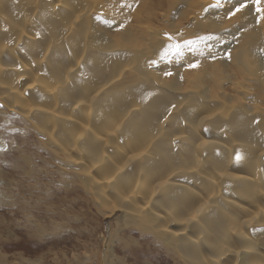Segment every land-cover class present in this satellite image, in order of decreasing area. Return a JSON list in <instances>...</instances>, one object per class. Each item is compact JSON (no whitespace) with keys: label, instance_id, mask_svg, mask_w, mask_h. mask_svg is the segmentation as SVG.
Segmentation results:
<instances>
[{"label":"rangeland","instance_id":"1","mask_svg":"<svg viewBox=\"0 0 264 264\" xmlns=\"http://www.w3.org/2000/svg\"><path fill=\"white\" fill-rule=\"evenodd\" d=\"M69 1L71 3L67 8L62 10V7H58V11L67 14L60 20L53 17L58 29L60 28L58 34L54 33L57 41L58 37H65L69 68L77 67L67 82L64 79L69 70L58 71L53 63L50 64L49 59L43 60L45 54L50 56L54 47L60 46L57 41L52 43L51 35H36L34 38L19 41L18 34L14 31L8 39L0 40V46L5 47L3 56L19 54L26 67L31 68L32 72L27 73L28 78L25 80L27 82L20 85L29 91L30 82L36 83L29 93L34 98V103L40 106L42 104L46 110L57 111L64 116L63 120H53L56 125L55 133L59 138L58 145L54 143L56 140L53 141L50 135L48 136L50 132L44 127L51 120L41 114L40 110H35L33 117L25 121L23 119L25 116L20 118L22 108L19 104L14 107L12 102H8V104L12 103L8 106L0 102V169L2 168L0 172L3 176V185L1 183L0 185L9 191L8 194L13 198L11 203L10 198L7 204H0L2 221L0 251L5 254V262L7 264H108V261L109 264H264V175L259 181L260 184L254 186L252 179H249L250 182L247 181L253 172L245 174L235 171L241 176L236 179L230 178L235 182L239 181L233 197L241 200L242 210L232 209L230 213L223 211L222 199L227 190L233 189V184L230 179L225 180L229 177L224 172L221 161L226 160V167L241 163L242 166H237L238 169L251 171L245 167L246 160L241 161L238 157L236 159L239 162H237L234 159L232 146L238 143L236 140H228L223 130V122L217 119L220 117H212L203 124V134L200 135L203 140L202 146H198V142L201 144L199 140L197 144L194 139L191 141L193 153L189 154L188 161L198 166V175H193L192 181L189 180L187 184H177L178 190L182 193L185 192L181 190L183 187L192 189L189 195L193 198L192 211L185 213L175 209L172 212L167 211L161 201V211H158L157 199L146 203L145 198L142 200L140 196L131 197L130 195L144 179L145 173L158 169L148 164L146 159L129 161L124 155L113 150L114 147H128L130 144L141 143L137 141L138 137L152 133L156 127L151 128L152 130L140 128L141 132L132 136L128 131V125L135 119V115H128L118 129L110 128L106 122L111 119L108 116L113 109L120 114L127 113L126 110H120L117 105L110 103L111 94L122 91L128 94L131 90L128 87L141 78L142 74L136 68L137 65L142 68V63L139 62L142 60V55L139 50L151 43V37L157 31L166 34L171 29L176 30L171 36L173 38L171 44L176 43L178 49H185L181 50L182 53L179 52L178 56L173 54L169 60L166 55V45L161 49L152 47L141 52H148L147 54L152 56L154 59L150 61L152 65L155 61L158 63L159 74H162L160 78L165 77L166 82L174 84V81H177L174 79L176 73L183 71L184 68L189 71V76L196 73L195 79L201 81L197 85H190L188 77L186 79L183 77L176 88H167V85L162 83L165 90L170 89L175 96H185V100L183 96L181 98L180 108L175 110V117L182 118L190 108L208 114L215 112L223 114L227 110L230 114L243 110L246 114L255 112L263 117L264 77L262 78L261 73L264 71L256 75V69L249 77L246 72L243 77L237 76L230 65L231 56L240 42L234 36L226 40L231 49L227 55L212 50L210 44L204 46L213 36L209 35L210 30L202 31V29L197 35L194 34V31H199L195 30L199 28L196 25L199 21L195 20L201 18H195L199 11L192 1L181 0L174 3L173 8L168 6L167 9L158 10V16L150 20L133 17V14L139 11L140 1ZM219 2L225 3V9L233 6L232 0H219ZM215 7L220 8L221 5ZM50 8L51 5L46 0H40L34 9H26L28 23L31 25L29 11L32 10V13L38 16L34 17L35 21H39L37 19L42 16L43 22L47 23L46 19L52 15V12L55 15L56 11V8ZM80 10H83L84 14L87 10L89 16L84 15L77 23L76 30L67 35L64 28L76 19L75 14ZM0 11L10 15L6 12V8H1ZM210 13L209 15H212ZM125 15L127 19L121 20ZM118 16L124 17L116 19ZM89 17L94 20L87 21ZM16 19L22 21V13L16 15ZM177 22L181 23L175 24ZM238 24L241 23L230 22L229 26L222 30L230 32ZM42 29L38 28L37 31ZM86 39L88 44L85 42ZM99 42L115 53L122 49L130 54V60L127 62L130 66L125 65L123 60V64L111 67L108 72L105 71L108 67H105L101 78L91 76L88 60L84 57L88 49L98 51ZM262 43L264 44V40ZM205 47L212 52L208 54ZM247 48L252 46L249 45ZM230 49L227 51L229 52ZM183 53L192 54L194 57L191 59L188 54V57H184ZM261 53L256 57L258 62L252 61L255 63L254 67L264 59ZM167 64L172 69L164 74L162 69L168 68ZM1 67L5 65L2 63ZM205 68L221 73L224 77L215 83L205 74ZM142 69L146 70L145 66ZM38 74H41L43 83H39ZM3 76L6 79L2 78L0 73V81H5L3 83L7 90L12 86H18V83L13 81L15 76L13 73H4ZM112 79L114 81L110 83ZM237 82L240 85L236 86ZM240 82L245 85L242 86ZM40 84H44L45 88L42 89ZM244 86L250 90L247 98L243 97ZM53 88L55 94L51 96L48 89ZM97 93L98 97H94ZM5 94L9 93L0 90V100L4 103L2 97ZM218 100H225L228 103L218 105ZM98 104L104 105H100L99 108L103 111L102 118L94 119V116H90L89 119L88 115L94 114L93 108ZM230 105L232 108H229ZM259 107L263 110H259ZM189 111V114L187 113L189 121L187 120L179 132L183 129L187 134L189 126L194 130L201 116L204 115L199 114V111L198 114ZM170 123L171 121L168 120L163 124L168 127ZM77 140L80 153L67 156L60 146L74 144ZM209 140L219 141L221 144L213 143L214 146H209L207 143ZM195 146L198 152H194ZM260 148L256 146L251 150L252 152L242 150L239 153L243 155L242 158L246 154L248 161L251 158L250 154L253 153L256 160V151L262 152ZM20 154L24 155L18 159ZM73 156L82 158L79 167L71 161ZM104 156L108 158L104 159ZM196 156L197 159L194 160ZM143 162L146 164L143 165ZM32 164L34 171L28 173L26 170ZM92 164L97 166L88 172ZM207 171L218 179L216 183L208 181L210 178ZM95 178L108 179L109 184L103 187L95 182ZM254 187L258 188L255 202L251 201L252 197L246 195L242 198V191ZM128 194L129 199H125ZM199 195H204L207 202L196 201L194 198ZM112 196L117 200L114 201ZM122 199L124 200L121 201ZM113 205L117 208L111 212L110 208ZM142 205L147 207L139 209ZM188 217L193 220L185 225ZM37 226H40V230ZM168 226L171 229H183L191 235V239L186 243L190 242L193 246L194 255H187L178 245L174 246L176 254L170 248V251L167 249L164 241L156 240V234L168 237L162 234L164 231L162 229ZM145 228L146 234L141 232ZM36 229L43 233V238L37 234L33 235ZM250 243L253 244V248L246 247L250 246Z\"/></svg>","mask_w":264,"mask_h":264},{"label":"bare ground","instance_id":"2","mask_svg":"<svg viewBox=\"0 0 264 264\" xmlns=\"http://www.w3.org/2000/svg\"><path fill=\"white\" fill-rule=\"evenodd\" d=\"M39 1L40 0H28L27 2H24V0H4V1L0 0V9L6 8V12L10 14V15H5L0 11V40L8 39V36L12 32L16 31L18 34L17 40L19 41L34 38L36 35H40V36L51 35L52 36L51 38L53 40L52 43H56L57 36H55L54 33L56 32L58 34L60 28L58 29L57 23L53 20V17L60 20V18L66 15L67 13H64L63 11L62 12L58 11L59 9L58 7H62L63 10L64 8H67L71 2L69 0L67 1L46 0L49 3V5H51L50 9L56 8L55 15L54 12H52V15L46 19L47 23H44L42 20V16H40V19H37L39 21H35L34 17L36 18L38 16L32 13L33 10L29 11L32 13V14L30 13L31 16V20H30L31 25H30L28 23L29 17L28 18L26 17L28 11L26 9H34L36 6H38ZM84 1L86 2V0ZM119 1L123 2V0H119ZM136 1H140V6L138 9L139 11L133 14V17L137 19L150 20L157 17L160 10L167 9L168 6L169 7L172 6L173 8V4L178 3L181 0H143V1L135 0L134 2ZM185 1H192L195 3L199 11V14L195 15V18H201L195 20V21H199L196 24L199 28L195 30H199V31H194V34L197 35V33L200 32V30L202 29V31L210 30L209 35L213 36L210 42H207V44H205L204 46H208L210 44L211 45L210 48H213L212 50H218L219 54L227 55V53L231 52L230 47L226 43L227 38L230 36L232 37L234 36L238 41H240L239 44L237 45V49L234 50V53L232 52L233 54L231 56V63H230L232 69L234 70V72L237 74L238 77L245 76V72L247 77H249V75L251 73H254L256 69H257V71L255 72L256 75L257 73L264 71V59L259 61L258 66L255 65L254 67L255 63H253L254 61H257L256 57L260 55V52H262L261 54L264 55V44L262 43V40H264V29H263L264 0H232L233 6L227 9H225L226 8L225 3L219 2V0H185ZM216 5H221V7L220 8L215 7ZM82 6L84 7L83 9H85V6L84 5ZM209 12H211L212 15H209ZM19 13H22V21H17L16 19V15H18ZM75 15H76L75 16L76 19H73L64 28V32L67 35L72 34L76 30L77 23L81 20V18L84 15H87V10L85 11V14L83 13V10H80ZM122 17L124 16H118L116 19H121ZM125 19H127L126 15L121 20L125 21ZM93 20L94 19H91V17H89V20L87 21H93ZM235 21L241 24H238L230 32H224V30H222V28L229 26L230 22H235ZM180 23L181 22H177L175 24H180ZM38 28H43V29L42 31H37ZM175 31L176 30L171 29L169 31L171 33L167 32L166 34L163 33L162 31L161 32L157 31L155 32L154 35H152L151 43L146 44V46L140 48L139 53L142 55V60L139 62L142 63V68L144 66L146 68V70H144L137 65L136 68L142 74L141 78H139L134 85L128 87L131 89L128 94H126V92L123 91L111 94L112 101L110 103L117 105L116 107L120 110H126L127 113L120 114L118 111L113 109V111L108 116L111 119L106 120V122H108L110 128L115 127L116 129H118L125 122L128 115H135V119L131 120L130 121L131 124L128 125V131L132 136L139 134L141 132L140 128L151 129L156 127L152 133L141 135L138 137L137 141H140L141 143L130 144L128 145V147L126 146L114 147L113 150L118 154L124 155L129 161H139L140 158L146 159V162L148 164L158 169L145 173L144 179L139 184L138 188L135 189L133 193L130 195L131 197L138 198V196H140L142 200L144 198L146 199L145 201L146 203H148L149 200L157 199L159 203L158 211H161V204H160L161 201L166 206L167 211L171 210L172 212L173 209H175L179 212L185 213L187 211H192L191 206L193 205V202L191 201L193 198L192 196H189L191 194L190 192L192 189H186L183 187L181 190H184L185 192L182 193V191L180 192L178 190L177 184L180 185L183 183L187 184L189 180L192 181L193 175H198L197 172L198 166L188 160L190 158L189 154L193 153L191 141L194 139L197 144L199 140L201 141V144L198 142V146L200 145L202 146L203 140L200 137V135L203 134L202 127L205 121L211 119L212 117H220L217 119L223 122V130L228 140L230 141L236 140V143H238V145L232 146V151H234L233 153L235 154L234 159L239 157L241 161L246 160L245 167H247L251 171L248 172L245 170L238 169L237 166H242L241 163L234 165L231 164L230 167H226V160L223 159L221 161V166L224 168V172L229 177V178H225V180H228L230 178L236 179L237 177L241 176L239 174H236L235 171H241L245 174H252L253 172V174L249 178H247V181L250 182L249 179H252L251 180L252 184L254 186H258L260 184L259 181L262 179V176L264 175V116L262 117L261 114H257L255 112L246 114V112H244L243 110H237L236 112L234 111L230 114H228L229 110H227L223 114H220L219 112H215L214 114H208L205 111H204L205 113L200 112L199 110H197V108H196L197 111H193L194 108H190L189 110H192L194 114H196L199 111V114H204V115L201 116L202 118H200V120L198 121L199 123L198 124L196 123L197 126L196 128H194V130L190 129L189 126V128L186 127L189 130L187 134L185 131H183V129L181 132H179V129L187 123V120L189 121V118L187 117V113L189 110L188 111L186 110L182 118L175 117L176 116L175 110L180 108L181 98L183 96V99L185 100V96L184 95L175 96L174 94H172L170 89L165 90V87H163L162 83L166 84L167 88H176V86L182 81L183 77H185V79L186 77H188L189 79L188 83L190 85H197L201 81L195 79L197 77L196 73L195 75H191L192 76L191 77L188 75L189 71L187 69L184 70L183 68L182 69L183 71L176 73V76L174 77V79H176L177 81H174V84H170L166 82L165 77L160 78V75L162 74H159L160 67L158 63H156L155 61V64L152 65V63L150 62L154 60L152 56L148 55L147 54L148 52L141 53L142 51L151 49L152 47L161 49V47H164V45H166L167 48L166 55L168 60L170 57H172L173 54L178 56V53L179 52L182 53L181 50H185V49L184 48L178 49L176 43L175 45L171 44L172 42L171 40H173L171 36L173 35V33H175ZM57 42H59L60 46H55L53 52L50 53V56L48 54H45L43 60L49 59L50 64L53 63L54 68L58 71L69 70L64 79V81L67 82L70 78V75L76 70L77 67L72 66L69 68V57L67 55V50L65 46V37L62 38L58 37ZM85 42L87 43V39ZM98 45L100 46L98 51H94V49H88L86 50L84 57L88 60L89 72L90 75L93 77L101 78L103 76L102 70L105 67H108L105 70L106 72H108L111 69V67H114L118 64H123V60H125V65L127 64L128 60H130V54H128L126 51L122 49L117 50V52L115 53L101 42H99ZM249 45L252 46V48H247ZM207 49L208 48L205 47V50L208 54L212 52ZM228 49H230L229 52L227 51ZM4 52H5L4 45L0 46L1 76L2 78L6 79L5 76H3L4 73H13V75H15L13 76V81L15 83L17 82L18 86H14V87L12 86L9 90H7L6 85L3 83L5 81H0V90L3 91L4 93H9L11 95L10 96L9 94H5L2 97L3 100H5L6 104L1 100L0 102L5 106L6 105L8 106L13 103L12 106L14 107L17 104H19V107L22 108L21 111L22 113H20V118L21 116L23 117L25 116V118H23L25 121L33 117V115L36 113L34 112L35 110H40L41 114H43L44 116H46L51 120L47 122L44 126L48 130V132H50L48 136L50 135L53 141L56 140V142L54 141V143L59 145V138L55 133L56 125L53 122V120H59V119L63 120L64 119L63 114L57 111L46 110L42 106V104L40 106L34 103L33 101L34 98L29 93H31L32 86L36 83H32V81L30 82V84L32 83L31 85L28 83L29 84L28 88L30 89L29 91H27L26 87L20 85L22 83L27 82L25 80L28 78L27 73L32 72L31 68L26 67V64H24V62L21 59V55L6 54L5 56H3ZM183 54L185 57L187 56L188 53H183ZM188 56L191 59L194 57L192 54H188ZM252 56L255 57L251 58ZM164 58L166 59V56ZM2 63L5 65V67H1ZM147 63H149L150 65L148 66ZM127 66H130V63H128ZM166 66L168 68L162 69L164 71V74H166L170 69H172L168 64ZM149 67L152 69H150ZM204 72L215 83L219 81L222 77H224L221 73H215V71H212L210 69H206ZM35 75H37V73L34 74V78ZM261 75L263 78L264 72L261 73ZM38 76H40L39 78L40 82L38 81L37 78L36 79L39 83H41L42 76L41 74H38ZM114 79H112L110 83L113 82ZM240 81H244V80H240ZM240 83L242 84V86L245 85V83L243 82ZM238 84L239 82L235 83L236 86H238ZM40 87L43 89V87L45 88V85L40 84ZM242 90H243L242 91L243 97L247 98V96H249L250 94L249 88L244 86ZM48 93L49 95L54 96L55 94L54 88L50 90L48 89ZM98 93L94 97H98ZM8 102H12V103L8 104ZM227 103L228 102H225V100L217 101L218 105L221 104L223 105ZM100 105L104 106L103 104H98L97 107H94L93 108L94 114L88 115L89 119L90 116H94V119L102 118L103 111L99 109L101 107ZM256 107L258 106H255V108ZM229 108H232V105H230ZM259 110H263V109L260 108ZM190 115L193 116V114ZM119 118H121L122 120L121 121L113 120ZM168 120L171 121V123L168 125V127H166L163 123L165 121L167 122ZM164 129H166L167 131H163ZM207 143L209 144V146H214L215 144L213 143L221 144L219 141H214V140H209V142ZM254 146L261 147L260 149L262 150V152H260V150L256 149L257 150L255 154L256 160L254 159L253 153L250 154L251 155L250 161H248L247 158L245 157L246 154H244L243 157L244 159H243L242 158L243 155L241 156V153H239V151L245 150L246 152H249L255 148ZM60 147L62 148V151H64V153L69 157L72 154H79L81 151L78 140L74 144H70V145L62 144ZM198 151L199 150L195 146L194 152H198ZM258 153L260 154L258 155ZM23 155L24 154H20L18 156V159L21 158ZM107 158L108 157L104 156V159ZM196 159L197 156L194 158V160ZM191 160L193 161V159ZM71 161L73 163L75 162L76 164H78L79 167V165L82 163L83 160L81 157L76 158L75 156H73V160ZM231 161L233 160L231 159ZM236 161L239 162L237 159ZM206 162H204V165L206 164ZM144 164L146 163L143 162V165ZM74 166H76L75 168H77V165L74 164ZM96 166H97L96 164H92L88 172H91L93 168H95ZM33 168L34 167L32 164L30 165L28 170L26 169L25 170L28 173H32V171H34ZM235 168H237V170ZM207 175H209L210 178L208 179V181L213 183H216L218 181V179L215 178L211 174V172L207 171ZM2 177L3 176L0 172V183L3 185ZM95 182L103 187L109 184V180L105 178H95ZM231 182L233 184V189L227 190V193L224 194V197L222 199L223 211L228 213H230L232 209H236L237 211L242 210L241 200L235 199L233 197L237 190V186H239V181L235 182L231 180ZM263 184H264V179H263ZM238 191H240V188H238ZM257 191L258 188L254 187L251 190L242 191L241 196L242 198L244 197V195L248 197H252V199L250 198L251 201L255 202L258 195ZM158 192L159 195H157ZM8 193L9 191L0 185V204L3 203L7 204V202L11 198V196ZM113 199L114 201L117 200L115 197H113ZM125 199H129V194L127 195V197H125ZM194 199H196V201L200 203L207 202V199L204 197V195L195 196ZM123 200L124 199H122L121 201ZM12 201L13 198H11L10 203ZM146 207H147L146 205H142L141 207H139V209L140 208L145 209ZM116 208L117 207L113 205L110 208L111 212H114ZM192 220L193 218L190 217L186 218L185 225H188ZM0 224L2 226L1 220H0ZM215 225L217 227L216 222ZM39 227L40 226H37V229L40 230ZM37 229L33 232V235L37 234L39 236H42L43 238V233H41ZM162 230H164L162 234L168 237H162L156 234L157 235L156 240L158 242L164 241L168 250L170 248L172 252L174 251V253H176L174 246L178 245L185 251L187 255L189 256L194 255L192 248L193 246L190 245V242L186 243L191 239V235L186 233L185 230L180 228L171 229L169 226ZM146 231L147 230L145 228V230H142L141 232L146 234L145 233ZM0 237H2V234H0ZM246 247L253 248L254 246L253 244L250 243V246H246ZM172 256L175 257V255ZM0 262L1 264H7L5 262V254H3L1 251H0Z\"/></svg>","mask_w":264,"mask_h":264}]
</instances>
